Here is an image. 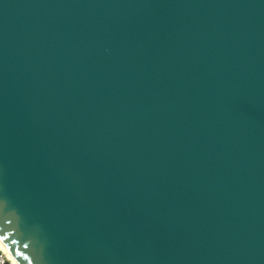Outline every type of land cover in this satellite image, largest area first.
I'll list each match as a JSON object with an SVG mask.
<instances>
[{
  "label": "water",
  "instance_id": "water-1",
  "mask_svg": "<svg viewBox=\"0 0 264 264\" xmlns=\"http://www.w3.org/2000/svg\"><path fill=\"white\" fill-rule=\"evenodd\" d=\"M0 238L264 264V0H0Z\"/></svg>",
  "mask_w": 264,
  "mask_h": 264
},
{
  "label": "built area",
  "instance_id": "built-area-1",
  "mask_svg": "<svg viewBox=\"0 0 264 264\" xmlns=\"http://www.w3.org/2000/svg\"><path fill=\"white\" fill-rule=\"evenodd\" d=\"M0 264H14L8 253L0 248Z\"/></svg>",
  "mask_w": 264,
  "mask_h": 264
},
{
  "label": "bare ground",
  "instance_id": "bare-ground-1",
  "mask_svg": "<svg viewBox=\"0 0 264 264\" xmlns=\"http://www.w3.org/2000/svg\"><path fill=\"white\" fill-rule=\"evenodd\" d=\"M0 248H2L8 253L9 257L13 260L14 264H21L15 256H12L10 250L7 248V246L4 244L1 238H0Z\"/></svg>",
  "mask_w": 264,
  "mask_h": 264
}]
</instances>
